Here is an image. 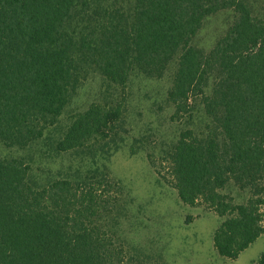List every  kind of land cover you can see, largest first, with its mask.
I'll use <instances>...</instances> for the list:
<instances>
[{"label":"trees","instance_id":"16d2710c","mask_svg":"<svg viewBox=\"0 0 264 264\" xmlns=\"http://www.w3.org/2000/svg\"><path fill=\"white\" fill-rule=\"evenodd\" d=\"M223 10L212 47L195 45ZM170 68L165 101L183 128L147 161L181 203L219 216L214 247L234 259L264 234V0H0V146L107 158L129 133L131 76ZM93 75L101 98L63 122ZM103 167L40 186L26 160L0 154V264H142L113 231L123 192Z\"/></svg>","mask_w":264,"mask_h":264},{"label":"rangeland","instance_id":"374dc122","mask_svg":"<svg viewBox=\"0 0 264 264\" xmlns=\"http://www.w3.org/2000/svg\"><path fill=\"white\" fill-rule=\"evenodd\" d=\"M250 3L254 7V0ZM232 15L231 10H223L206 17L193 43L210 49ZM171 71L172 68L160 79L131 76L126 87L129 133L119 149L107 158L101 153L80 152L47 158L45 147L39 143L24 149L0 146V154L26 160L30 164L29 177L40 186L48 179L77 178L90 169L102 170L105 166L123 192L122 210L113 231L126 251L142 264H260V258H264V234L234 259L219 255L213 244L219 216L200 206L181 203L176 190L163 182L147 161V152L156 156L155 148L170 145L183 128V124L170 120L172 107L165 101ZM102 83L97 75L86 80L71 98L62 121L66 122L70 113L98 101ZM134 139H139V149L132 153L129 147ZM159 169L168 175L163 167ZM237 194L235 200L241 201L245 193H241L242 197Z\"/></svg>","mask_w":264,"mask_h":264}]
</instances>
